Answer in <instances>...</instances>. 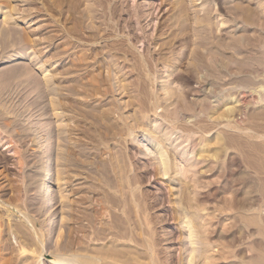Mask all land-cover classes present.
<instances>
[{
    "label": "rangeland",
    "instance_id": "1",
    "mask_svg": "<svg viewBox=\"0 0 264 264\" xmlns=\"http://www.w3.org/2000/svg\"><path fill=\"white\" fill-rule=\"evenodd\" d=\"M101 1L0 0L8 258L264 264V0Z\"/></svg>",
    "mask_w": 264,
    "mask_h": 264
},
{
    "label": "bare ground",
    "instance_id": "2",
    "mask_svg": "<svg viewBox=\"0 0 264 264\" xmlns=\"http://www.w3.org/2000/svg\"><path fill=\"white\" fill-rule=\"evenodd\" d=\"M87 1V0H86ZM89 1H96V2H102L101 0H88ZM79 2V1H78ZM91 3V2H89ZM80 4V3H79ZM73 5V3H72ZM78 6V5H77ZM97 6V5H96ZM88 7V6H87ZM93 8V7H92ZM91 9V8H90ZM91 11V10H90ZM93 12V11H92ZM15 14V13H14ZM75 14V12H74ZM88 16V15H87ZM93 34V33H92ZM95 34V33H94ZM22 41H24L26 44H28L30 42V40L28 38H26L24 35H22L21 37ZM19 68V67H18ZM15 69V68H14ZM13 69V70H14ZM23 70V69H22ZM17 72V71H16ZM14 74V73H12ZM11 74V75H12ZM10 75V76H11ZM13 79V78H12ZM17 79V78H16ZM20 80V79H19ZM246 102V101H245ZM166 165V163H165ZM166 170V168H165ZM165 174H167V170L164 171ZM55 174L56 173H53L52 170H50L48 176L46 177V180H45V183H44V189L45 191L46 190H50L51 186H49V184H53V182L55 181ZM2 175H0L1 177ZM4 178H1L0 179V189H5V186L3 185L4 184V181H3ZM49 201V200H48ZM54 198H51L50 199V203L52 204V207H55L56 203L54 202ZM17 202V201H16ZM2 209L0 207V264H37V261L35 260H30V259H22V258H17L15 259L14 261L10 260L8 258V254L7 253L9 250H14V246H13V243L10 242V240H8V242H5V239L3 236H6L7 238V235L10 236L11 234H16V235H19V234H23V229L18 226L17 228L14 229V231L12 230V227L7 224L3 218V215H2ZM133 213V212H132ZM7 214V213H6ZM11 216V215H9ZM6 218V217H5ZM121 218V217H120ZM128 218L131 220L132 219V216H131V209L129 210L128 209ZM30 220V219H29ZM124 220V219H123ZM93 221V220H92ZM132 221V220H131ZM116 224V223H115ZM124 223L118 219L117 221V224H116V227L113 228L119 232L122 231L123 228H125L124 226ZM24 227V226H23ZM26 228V227H25ZM85 226H81V230L82 231H85ZM96 230V229H95ZM101 230V229H100ZM100 230L98 231H95L97 232L95 235H101V232ZM124 230V229H123ZM76 233V232H75ZM122 233V232H121ZM4 234V235H3ZM26 234V233H25ZM25 234L22 235V238L24 239V243L29 247L33 248V247H37L36 246V243H35V240L33 238V235L30 236V235H27V237H25ZM3 235V236H2ZM11 237V236H10ZM21 238V237H20ZM78 240V239H77ZM77 240H70L66 245H64V243L61 244V246L59 247V252H63V251H66V252H69V251H72L73 253H75V249H78L76 247V245H79V249L78 251L82 250L84 252V254H82V256L73 261V263H76V264H136L134 261H138L137 258H135L136 254H137V250H136V247L135 245H131L129 246L130 249L128 248V250L126 251H120V250H112L111 252H104V251H94L93 249H89V248H86L84 246H82V243L78 242ZM7 241V240H6ZM90 241V240H89ZM87 242V241H86ZM10 243V244H9ZM85 243V241H84ZM83 243V244H84ZM132 243V242H131ZM146 244V243H145ZM88 245V243H87ZM149 245V244H147ZM146 246V245H145ZM150 246V245H149ZM147 246L148 250L150 251L151 250V247ZM24 248V247H23ZM37 249V248H36ZM98 249V248H97ZM33 251V249H31ZM38 251L40 250L39 248L37 249ZM74 250V251H73ZM77 251V250H76ZM145 251L146 248H145ZM34 252V251H33ZM40 253V257H42V254H43V250L39 251ZM82 253V252H81ZM21 253H19V257H20ZM81 255V254H80ZM129 255V256H128ZM61 255L59 254L56 255V258H53V263H63L65 260H64V256L63 257H60ZM40 259V258H39ZM109 260H112V261H109ZM192 261L189 263L191 264Z\"/></svg>",
    "mask_w": 264,
    "mask_h": 264
}]
</instances>
